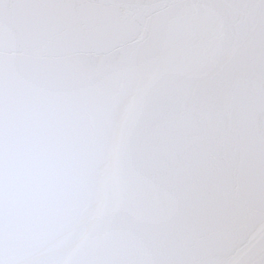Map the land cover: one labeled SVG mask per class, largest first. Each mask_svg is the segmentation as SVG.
<instances>
[{"label": "water", "instance_id": "1", "mask_svg": "<svg viewBox=\"0 0 264 264\" xmlns=\"http://www.w3.org/2000/svg\"><path fill=\"white\" fill-rule=\"evenodd\" d=\"M0 264H264V0H0Z\"/></svg>", "mask_w": 264, "mask_h": 264}]
</instances>
